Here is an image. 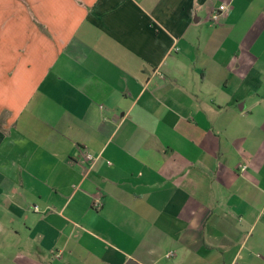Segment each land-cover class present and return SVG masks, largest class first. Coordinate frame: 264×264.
I'll list each match as a JSON object with an SVG mask.
<instances>
[{
    "label": "crops",
    "instance_id": "0c3cea01",
    "mask_svg": "<svg viewBox=\"0 0 264 264\" xmlns=\"http://www.w3.org/2000/svg\"><path fill=\"white\" fill-rule=\"evenodd\" d=\"M0 264H264V0H0Z\"/></svg>",
    "mask_w": 264,
    "mask_h": 264
},
{
    "label": "built area",
    "instance_id": "2783aa9c",
    "mask_svg": "<svg viewBox=\"0 0 264 264\" xmlns=\"http://www.w3.org/2000/svg\"><path fill=\"white\" fill-rule=\"evenodd\" d=\"M228 9L229 7L225 4H221L217 6L216 9L213 10V12L211 13L209 20L213 24H218L220 19H222L225 16ZM81 156H82V159H84L86 162L90 164V166L93 164L95 160V158L91 154L85 152L84 150L81 151ZM244 170H245V166H241L240 171L243 172ZM91 207L95 210H98L101 207V202L99 200H95L94 202H92ZM170 256H172L171 252L166 254V258Z\"/></svg>",
    "mask_w": 264,
    "mask_h": 264
}]
</instances>
